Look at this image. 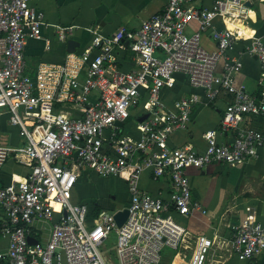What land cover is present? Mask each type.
<instances>
[{
	"label": "built area",
	"instance_id": "1",
	"mask_svg": "<svg viewBox=\"0 0 264 264\" xmlns=\"http://www.w3.org/2000/svg\"><path fill=\"white\" fill-rule=\"evenodd\" d=\"M253 1L214 0L207 9L196 7V0H169L139 29L121 27L109 36L90 29L93 38L82 52L68 53L61 64L42 62L30 74L25 48L29 40L44 39V14L31 0H0V115H8L25 140L14 148L0 143V171L10 158L29 169L24 180L0 188V208L7 219L1 231L9 237L0 264H108L100 248L113 233L118 264H161L166 248L181 247L186 230L175 215L186 217L200 209L187 170L241 166L264 146V130L244 125L247 116L264 120V38L250 37L246 47L262 66L260 92L254 95L236 82L243 63L229 51L238 35L230 23L223 30L213 27L218 17L248 19L247 3ZM192 22L199 28L188 34ZM71 31L56 27L57 39L66 43ZM206 33L217 44L214 52L202 45ZM120 51L134 54L135 71L119 69ZM177 73L202 94L183 96L168 109L161 92L174 87ZM222 95L230 101L219 128L204 134V152L190 144H169L173 133L188 130L196 105L214 103ZM143 103L140 137L124 135L116 123L127 122ZM228 133L232 139L221 142L219 136ZM83 168L126 182L129 216L121 227L116 211H101L89 220L88 205L73 203ZM146 171L154 179L171 181L169 200L141 188ZM39 232H48V238L30 244L28 237H39ZM213 246L209 237H197L188 264H206ZM231 248L242 261L261 255L264 223L246 220L236 225Z\"/></svg>",
	"mask_w": 264,
	"mask_h": 264
},
{
	"label": "crops",
	"instance_id": "2",
	"mask_svg": "<svg viewBox=\"0 0 264 264\" xmlns=\"http://www.w3.org/2000/svg\"><path fill=\"white\" fill-rule=\"evenodd\" d=\"M214 0H196L198 8L210 9ZM169 0H31L32 7L44 14L46 26L42 28V40H29L25 48L27 69L34 74L42 62L61 64L68 52L67 42L57 39L56 27H70V39L79 43L76 52H82L90 44L93 35L90 29L99 30L101 35L109 36L121 27L136 30L144 21L160 13ZM248 19L231 18L225 21L218 17L213 27L223 30L230 23L238 40L229 51L231 57L239 58L243 69L237 77V84L247 91L258 95L260 88L258 80L261 74V63L246 52L250 44V37L264 38V2L254 0L250 3ZM199 28L198 23L192 22L188 34H193ZM50 48L47 49L46 42ZM202 45L210 52L217 49V44L209 33L202 36ZM96 52H94V55ZM117 64L120 70L128 72L137 69L135 56L130 51H120L117 54ZM222 65L218 67L221 73ZM194 91L188 82L178 81L173 88H164L161 92L164 104L168 109L173 107L176 100L189 96ZM230 97L220 96L214 103L195 106L192 121L186 131H178L170 136L169 144L181 147L190 144L197 152H204L207 142L204 134L209 130H216ZM145 110V104L132 112L130 120L119 127L124 135L133 138L140 137L138 129L139 116ZM136 119V122L133 121ZM245 127L264 130V120L260 117L247 116ZM109 131L105 133L108 137ZM233 134L219 136V140L229 141ZM20 128L10 125L8 115H0V143L9 147L24 145ZM103 149H109L104 145ZM29 174L28 167L10 158L0 171V188L15 181L24 180ZM192 197L200 205V209L193 210L186 217L175 215V219L184 226L186 232L181 247L166 248L162 262L167 264H188L192 249L191 245L199 236H207L214 241V246L207 258L206 264H264V252L250 261L240 260L232 251L231 240L234 227L246 220L264 223V146L258 156L241 166H227L211 164L204 169L190 168L187 170ZM140 186L143 190L155 196L169 200L172 184L168 178L154 179L146 171ZM128 190L126 182L119 177L103 178L90 169L83 168L72 193L75 204L100 206L101 211H113L115 208L128 205ZM7 219L0 208V251H6L9 237L3 235L1 229ZM33 230L39 231L36 227ZM38 241H45L48 232L38 233ZM162 264V263H161Z\"/></svg>",
	"mask_w": 264,
	"mask_h": 264
},
{
	"label": "water",
	"instance_id": "3",
	"mask_svg": "<svg viewBox=\"0 0 264 264\" xmlns=\"http://www.w3.org/2000/svg\"><path fill=\"white\" fill-rule=\"evenodd\" d=\"M247 6L251 7V4L247 3ZM77 47H79V43L73 39L68 38V40H67L68 52L69 53L76 52ZM174 78L180 82H185V80H186L185 75L179 74V73L175 74ZM116 125L119 127H123L124 123L117 122ZM113 211H116L114 218H115V221H116L118 227H121L126 222L128 216H129V210L126 206H121L120 208H115ZM28 241L30 244H33V245L38 243L37 239H35L34 237H28Z\"/></svg>",
	"mask_w": 264,
	"mask_h": 264
},
{
	"label": "rangeland",
	"instance_id": "4",
	"mask_svg": "<svg viewBox=\"0 0 264 264\" xmlns=\"http://www.w3.org/2000/svg\"><path fill=\"white\" fill-rule=\"evenodd\" d=\"M133 121L136 122V119H133ZM100 252L102 253L103 257L105 258L108 264H118L115 233L111 234V236L105 241V243L100 248ZM162 264L167 263L162 262Z\"/></svg>",
	"mask_w": 264,
	"mask_h": 264
},
{
	"label": "trees",
	"instance_id": "5",
	"mask_svg": "<svg viewBox=\"0 0 264 264\" xmlns=\"http://www.w3.org/2000/svg\"><path fill=\"white\" fill-rule=\"evenodd\" d=\"M260 119H262V118H260ZM88 207H89V214H90L89 220H93L94 218H96L102 210V208L100 206H96L95 203L92 206L88 205ZM34 238L37 240L39 239L38 237H34Z\"/></svg>",
	"mask_w": 264,
	"mask_h": 264
},
{
	"label": "bare ground",
	"instance_id": "6",
	"mask_svg": "<svg viewBox=\"0 0 264 264\" xmlns=\"http://www.w3.org/2000/svg\"><path fill=\"white\" fill-rule=\"evenodd\" d=\"M45 107H47V106H45ZM45 117L49 119V116H48V112L47 111H45Z\"/></svg>",
	"mask_w": 264,
	"mask_h": 264
}]
</instances>
